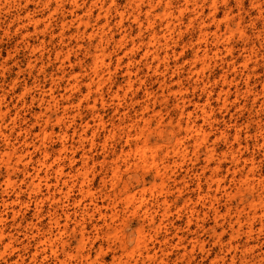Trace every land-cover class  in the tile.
<instances>
[{
  "label": "rangeland",
  "instance_id": "obj_1",
  "mask_svg": "<svg viewBox=\"0 0 264 264\" xmlns=\"http://www.w3.org/2000/svg\"><path fill=\"white\" fill-rule=\"evenodd\" d=\"M151 41L157 58L145 54ZM101 51L100 78L91 70ZM138 119L149 137L127 143L125 127ZM258 126L264 0H0V264H65L66 252L71 264H264L258 221L251 237L245 226L230 236L241 193L229 187L228 151L232 143L255 158V181L242 192L264 194ZM217 162L219 191L208 180ZM165 196L155 229L145 204ZM48 233L52 243L41 246Z\"/></svg>",
  "mask_w": 264,
  "mask_h": 264
},
{
  "label": "bare ground",
  "instance_id": "obj_2",
  "mask_svg": "<svg viewBox=\"0 0 264 264\" xmlns=\"http://www.w3.org/2000/svg\"><path fill=\"white\" fill-rule=\"evenodd\" d=\"M35 24H36V22H35ZM86 24H88L87 21H86ZM154 42L155 41H151L146 45L145 54L152 53L157 58V56L159 54L157 52L153 51V49H152V45L154 44ZM102 56H103L102 51L100 53L95 54V57H94L95 60H94V64H93V67L91 70L94 76L100 77V78H101V76H99L98 70L100 69V65L103 63V57ZM195 57L199 58L197 60H202V58L198 57L197 54L195 55ZM126 71H127V74L132 73L129 63L127 64ZM194 73L196 75H198L197 71H195ZM99 80L100 79L98 78L97 81H99ZM229 81L230 80H228V76L223 75L221 78L220 85L218 87V91H217V96L222 101V104L224 106L229 101V88H225L226 87L225 85H229L228 84V83H230ZM93 83H94V80L91 79V84H93ZM89 92L90 91H88V93ZM179 100H180L179 104H182V106L185 107L186 98L184 96H182L179 98ZM177 106H179V105H177ZM143 108L145 110H148L149 105L145 104L143 106ZM184 110L185 109H183V112H184ZM204 112H206V111H204ZM146 125H147V122H145V124H143L142 127H140V120L139 119L135 122L129 123V125H127L125 127V130H124V134L126 136V142L130 143L133 139L136 141L137 139H139V136L145 137V139L148 138L149 135H148V133H146ZM179 125L181 126L180 122H179ZM188 129H191V128H188ZM257 129H258V131L255 132L254 136L257 139H258V137H260V139H261L260 147L262 148L263 155H264V127L258 126ZM44 131H45V134L48 133L47 129H44ZM50 131H53V130H50ZM132 132H134V133H132ZM221 134L227 136V134H229V133L221 132ZM158 135H159L161 140H170L169 135L168 134L165 135L163 130L158 131ZM233 135H234L233 136L234 140L239 139V131H235L233 133ZM67 136H68V134L66 133V131H64L62 133V135L60 136V138L65 139ZM67 150H68V146L63 144L61 146V149L58 152L57 158L61 157L62 153H64V151H67ZM178 152L179 151H175L174 153H178ZM72 153L74 154L75 151L73 150ZM228 154H229V158H230V163L233 166L232 167L233 170H232L231 180H230L231 185L229 187L233 186V188L231 190H236V191H239V193H241V198H240L241 199V206H240L239 210H237V216H236V220L234 222V224L237 227L234 228V226H231V234H230L231 240L234 239L236 236H239V234H243L242 232H240V230L242 229L243 226H245V228H246V230L244 231V234H246V236L249 238V237H251V235L255 231L254 226H255V223L257 221L259 224V230L261 231L264 229V194L257 192V193H253V194L247 196V195L243 194V192H242V190L245 186L250 185L249 188H252V186H253L252 183L255 181V176H256V172H257L258 167L254 163L255 162L254 157H247L246 155L242 154L241 151L235 150L232 143H231V146L229 148ZM205 156H206L205 160L207 162V165L209 164L210 161L214 160L213 153H211V152L207 151L205 153ZM139 157L142 159L145 158V155L143 154L142 151H141V154L139 155ZM19 159H20V157H19ZM69 161L71 163H73V161H74L73 155L69 158ZM219 162H217V165L214 166V168L210 172V175L208 176V180L210 181L209 183L214 184L216 186L215 187L216 191H219L221 188L225 189L224 186H222L221 182H220L223 180H221L218 177V175H219L218 171L220 170V168L222 166V164H220ZM40 165L46 166V161L42 160ZM207 165L205 166V168L207 167ZM57 167L58 168L56 169V172H57L56 180L59 183V181L62 180V176H64L65 174L63 172V168L60 167V165H58ZM38 170L41 171V168H38ZM112 170H113V174L116 175L119 172V166H117V165L113 166ZM39 171L36 172V174L34 175V178H32V181H31V184L34 185L35 187L39 186L38 188H40V183H35L34 179H37V178L40 179ZM67 175L70 178L74 177V175L70 174L69 172ZM8 180L9 179H7V181ZM66 181L67 180H62V183L66 184L67 183ZM257 183L263 184L264 181L259 180ZM82 185H84L83 182L79 186V191L81 193L85 192L89 196L90 195L89 190L88 189L86 190ZM178 191L181 192V189L178 188ZM230 193H231V191H229V192L228 191L226 192V190L224 191V194H226V195H228ZM91 197H92V194H91ZM151 201L152 202H148L147 204H145V207H146L145 212H144L145 218L148 220L149 225L153 226V228H155V229H159L161 224L164 225L163 221L160 225L158 224V226H154L155 215H153V212L154 213L157 212V209L161 210V211H163L162 217H164L166 215V212L169 210V201H168V198L166 196L163 198H154ZM191 214H193V211H191ZM217 214H218V211L215 210L214 215H217ZM102 216L105 217L106 215H102ZM54 218L55 219L53 220V224H55V226L58 227L59 226V220L57 217H54ZM1 221H2V217L0 218V223H1ZM188 223H190V221H188ZM141 231H143V230H141ZM0 234L1 235L3 234V226H1V224H0ZM39 239H40L39 244L41 246H47V245L52 243V237H51L50 233L43 235ZM178 241L179 242L176 243V245L181 244V242L183 241L182 236L178 237ZM247 245H248V242H246V244H245V249L243 250L244 252L252 250V247H248ZM5 247H8V245ZM36 251H37V248H36ZM87 255L89 256V253ZM72 258H73V254L66 252L64 255V263L65 264H71ZM99 259H100V254L97 253L94 257V260L96 261Z\"/></svg>",
  "mask_w": 264,
  "mask_h": 264
}]
</instances>
